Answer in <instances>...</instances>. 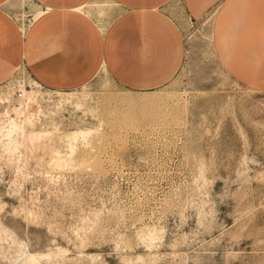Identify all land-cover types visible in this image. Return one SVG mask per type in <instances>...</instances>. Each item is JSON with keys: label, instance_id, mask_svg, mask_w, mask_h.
Here are the masks:
<instances>
[{"label": "rangeland", "instance_id": "1", "mask_svg": "<svg viewBox=\"0 0 264 264\" xmlns=\"http://www.w3.org/2000/svg\"><path fill=\"white\" fill-rule=\"evenodd\" d=\"M167 8L185 52L165 84L131 89L100 70L76 89L86 111L40 100L51 122L36 129L100 131L73 152L58 133L6 135L0 102V264H264V86L223 68L211 11ZM34 80L21 65L0 94L14 83L57 95Z\"/></svg>", "mask_w": 264, "mask_h": 264}, {"label": "crops", "instance_id": "2", "mask_svg": "<svg viewBox=\"0 0 264 264\" xmlns=\"http://www.w3.org/2000/svg\"><path fill=\"white\" fill-rule=\"evenodd\" d=\"M173 2L192 18L211 11L223 68L241 83L264 86V0H0V84L24 65L55 90L82 87L103 68L125 87H159L185 52L167 8Z\"/></svg>", "mask_w": 264, "mask_h": 264}, {"label": "bare ground", "instance_id": "3", "mask_svg": "<svg viewBox=\"0 0 264 264\" xmlns=\"http://www.w3.org/2000/svg\"><path fill=\"white\" fill-rule=\"evenodd\" d=\"M41 9H39L35 17L41 13ZM102 13V12H101ZM211 21L212 17L209 16L208 19L205 20V27L210 30L211 27ZM208 36H210V32H208ZM102 71H107L105 68L101 69ZM16 76V75H15ZM17 77V76H16ZM36 86L42 85L37 80L33 81ZM37 82V83H36ZM84 85L83 87H85ZM21 90L23 92V97L20 99L15 100L13 98L12 93H7L6 95L0 94V102L5 103V110L3 114L6 116L7 120L4 122V127L6 129V135L11 136L15 132L18 133L24 140H27L31 142L32 144H46L48 141L52 140L54 135L58 133L59 140H62L67 143L71 151L73 152L75 147L78 145L77 142L80 141L83 143L86 141H89L90 137L92 135H95L94 133L97 130L96 127L91 126H79L74 127L72 129L69 128V130L61 131L62 129H59L57 126L53 128H42V129H36L33 122L34 113L29 112L30 105L32 103H36L39 108H37L39 114H45L48 115V113H45V110L40 107L42 105L39 104L40 100L45 99L48 101H51L53 106L55 108H62L66 104H73L77 109H82L83 111H86V104L83 99L77 98L78 96V90H55L57 92V95L55 97H46L44 94H42L38 89L29 88L24 84H21ZM84 92V91H83ZM80 93V92H79ZM85 94V93H83ZM82 97V96H81ZM84 98V97H82ZM13 100V101H12ZM89 104V103H88ZM87 104V105H88ZM16 114L15 116H12V113ZM33 112V111H32ZM50 112L55 113L56 111L50 110ZM22 116L23 121L19 119V117ZM25 123H30L31 128H26ZM100 127L99 125H97ZM100 132V131H99ZM97 133V132H96ZM93 137V136H92ZM66 146V144H65ZM70 151V152H71ZM54 152V151H53ZM65 153V152H64ZM69 153V152H66ZM70 154V153H69ZM67 156L63 155L61 151L58 150L55 151V162L58 164H63L67 162ZM54 159V158H53Z\"/></svg>", "mask_w": 264, "mask_h": 264}, {"label": "built area", "instance_id": "4", "mask_svg": "<svg viewBox=\"0 0 264 264\" xmlns=\"http://www.w3.org/2000/svg\"><path fill=\"white\" fill-rule=\"evenodd\" d=\"M21 85V84H20ZM12 88H14V94H13V98L15 99V100H17V99H20V98H22L23 97V92H22V90H21V87L19 88V86H17V85H15L14 83H13V85H12ZM33 104V103H32ZM32 104L30 105V108H31V106H32ZM39 104L41 105V102H39ZM40 107H42V106H40ZM30 108H29V110H30ZM43 108V107H42ZM44 109V108H43ZM46 109V108H45ZM44 109V110H45ZM28 110V111H29ZM30 112V111H29ZM31 113H34V112H31ZM35 115H34V117H33V122H34V124L35 125H42V126H46V125H48L51 121H50V117H46L45 116V114H39L38 113V111H37V113H34Z\"/></svg>", "mask_w": 264, "mask_h": 264}]
</instances>
